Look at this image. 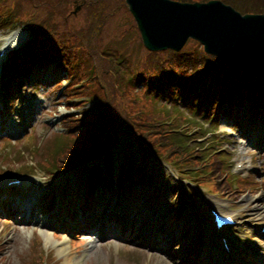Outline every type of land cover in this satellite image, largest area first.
I'll use <instances>...</instances> for the list:
<instances>
[{
    "label": "rangeland",
    "instance_id": "1",
    "mask_svg": "<svg viewBox=\"0 0 264 264\" xmlns=\"http://www.w3.org/2000/svg\"><path fill=\"white\" fill-rule=\"evenodd\" d=\"M107 9L110 10L113 6H119L120 9H118L116 12L110 13L109 15L113 17H122L124 20L123 24H120L118 27L112 23V17L109 18L108 16L106 23V28L103 25L102 33L104 32L105 35L110 34H116L119 33L120 27L124 24L130 26L132 29L135 30L134 36H138V31L135 28L134 21L130 14L127 12L125 5L123 3V0H107ZM73 17L75 18V21L78 25H81L84 32L88 33L92 39H94V33H92V30H95V28L89 23H91L89 18V12L83 8L79 10L78 13L74 14ZM98 36V35H97ZM138 41V40H137ZM58 76V74H57ZM61 77H59L58 80H60ZM65 82V81H63ZM177 108L181 109L182 112L186 115V120L183 122V124H186L188 120L190 122H193V120H197L198 123L196 124V129H199V126H202L203 129H205L204 138L199 140L196 139V143L203 144L206 142V140L210 137H212V134H207V131H212L215 129V126L211 125L209 123L208 117L204 118H197V113L195 110H190L187 108L182 107V104L180 102V99H177ZM49 118L45 115L43 116V121L48 120ZM46 123V122H45ZM49 123H46V125ZM189 129V128H188ZM219 130H221V127H218ZM186 131V130H184ZM263 131V132H262ZM256 132V134H254ZM195 134V133H192ZM59 136V135H58ZM249 140V147L253 152H259L261 153V157L255 158L256 163L258 164V168L256 170H251L252 175H255V183L253 184V187L255 188V193H247V195H244V193L239 197V199H243L244 197L247 199L250 195L252 196L251 199L247 200V203H245L244 199L243 201H239V203H242V208L238 212L239 215L242 218L243 223H245L247 226L239 225V232H245L248 237L253 238V235L250 231V225H252L251 217L253 214L251 213V208L255 206H264V191L262 189H259L258 180L260 177H264V128L262 125H259L257 127V131L251 132L250 126L246 128V133L244 135ZM229 140H225L220 142V145L223 147L228 148H234L236 145V138H232L230 136ZM6 142L1 141L0 142V152H4ZM45 143L41 146V150L43 149V146ZM13 156L11 157L10 161H6L5 164H8L9 167L12 170H20L22 165L29 161L31 159L30 155L27 156L26 160L24 159V162H19L18 158H20V150H29V147L26 145V143H16L13 145ZM245 153V151H244ZM236 158H246L244 154L238 153L235 155ZM245 156V157H244ZM224 163L223 165L229 166L230 164V158H223ZM246 160V159H245ZM15 162V163H14ZM231 167V166H230ZM223 173V180L222 182L224 184H234L238 185L239 188L242 187L243 183L245 181H240L237 178V175L228 173ZM207 174L206 169H201L198 171H192V172H184L181 174V181L186 182L188 184L193 185L195 182H197L198 179H201L203 181H207L208 179L204 177ZM262 181V179H261ZM213 183V180L210 181V184ZM184 184V183H183ZM247 185V184H246ZM186 187V185L184 184ZM204 192V190L202 191ZM34 202L35 206L32 207V211L34 212L36 205H39L42 196H29ZM22 199V198H21ZM169 202V196H164L161 198V206L160 211H163L166 209L167 204ZM138 207L136 208L137 213L135 216L141 217L142 221L148 220V223L151 224L153 227L156 226V217L157 215H154L153 217L150 215V212L146 210L145 205L142 204L140 201H138ZM177 206L179 204H176ZM205 203L203 204L202 208V215L204 216L203 220V226L206 228V234L211 236V233L209 232L208 223L210 220V214L208 209L205 211ZM62 211H57L56 208H54L50 213L52 215L51 219L47 218L49 213L48 211L42 212L40 211V207L37 208L35 215V218H43L45 221L52 224V228L49 229V232L53 233L51 235V238H57L58 241L63 236L62 232V226L66 225L67 222L75 223V220H64L66 219L65 214L67 212H71L70 209L67 208L65 203H62ZM238 208V207H236ZM77 207H74L75 211ZM178 210V208H175ZM140 210V211H139ZM88 212H91V210H88ZM83 213H86V211H79L78 215H83ZM142 213V214H141ZM97 214V213H96ZM150 215V216H149ZM107 216V215H106ZM64 218V219H63ZM106 220V217L103 218ZM128 221H130V218H128ZM56 224V225H55ZM43 222L37 223V224H28L24 225L21 223H13L10 219H6L3 217H0V231L7 232L8 235L12 236V238L8 239L7 245L9 246V250L6 252L9 256V260L7 264H26L28 262L29 264H38L37 260H32L33 257H35L34 252L37 251L38 248L34 247L33 241L34 237L36 235L35 232L42 230L44 228ZM74 225H72L73 227ZM192 222L190 219L185 218V222L181 224L178 228L182 230L186 227H191ZM177 228V229H178ZM244 228V229H243ZM137 230L134 231V233L127 232L124 230L121 233H118L114 235H108L104 241H100L98 243L91 244L88 242V240H85L86 236L84 232L79 233L77 232H70L67 233V244H69L70 249L77 254V256L74 258V262L77 261L79 264H177V257L173 253V251L177 250V244L180 242H177V235H173L170 237H167V241L159 240L158 237H155V244L153 247L147 246V243H143L140 241L142 236L136 237ZM179 237H182L179 234ZM42 242H45V239L43 236H41ZM89 236H87V239ZM175 239V240H174ZM53 240V239H52ZM51 240V241H52ZM264 241V238L261 239ZM50 253L55 255L56 257H59L56 249V243L55 242H48ZM180 246H184V244H180ZM250 257V256H249ZM252 258V257H250ZM39 259V258H38ZM60 262L58 263H52V264H65L64 261L59 257ZM254 259V258H252ZM258 259V256H257ZM255 260V259H254ZM259 263V259L257 261V264ZM6 264V263H5ZM51 264V263H49Z\"/></svg>",
    "mask_w": 264,
    "mask_h": 264
},
{
    "label": "water",
    "instance_id": "2",
    "mask_svg": "<svg viewBox=\"0 0 264 264\" xmlns=\"http://www.w3.org/2000/svg\"><path fill=\"white\" fill-rule=\"evenodd\" d=\"M156 1L161 9L153 0H126L144 35L147 29L161 31V23L167 24L177 32V50L191 35L203 41L207 51L224 53L240 66L257 67L264 74V14L240 15L215 1L192 6L177 2L176 7L169 0ZM156 37L165 41L161 33Z\"/></svg>",
    "mask_w": 264,
    "mask_h": 264
},
{
    "label": "trees",
    "instance_id": "3",
    "mask_svg": "<svg viewBox=\"0 0 264 264\" xmlns=\"http://www.w3.org/2000/svg\"><path fill=\"white\" fill-rule=\"evenodd\" d=\"M192 1V0H188ZM226 3L231 4L236 9L241 12H254V13H264V0H222ZM171 59L177 58V62L184 64V59L188 56L187 49H181L178 52L171 51L169 54ZM201 60L199 64H194L190 66L187 64L179 73V77L183 80L181 81L177 77V90H183L186 94L191 95L197 92L196 84L200 79V83L203 84L206 82V78L214 77L216 83L227 84L228 82H234L235 87L233 86L232 92H237L238 95H244V89H249V87H255L260 96L263 95V87H261L262 78L254 77L248 75L243 70L237 68L233 65H227L222 63L216 57H208L201 55ZM199 59V58H198ZM171 66L160 68L159 71L162 74L163 72L169 73ZM186 69H188L186 71ZM224 71V72H223ZM197 76V77H196ZM200 76V77H199ZM203 78V79H202ZM158 79V76L148 77L147 82L155 84ZM189 89V90H188ZM191 89V90H190ZM234 90V91H233ZM254 108V107H253Z\"/></svg>",
    "mask_w": 264,
    "mask_h": 264
},
{
    "label": "bare ground",
    "instance_id": "4",
    "mask_svg": "<svg viewBox=\"0 0 264 264\" xmlns=\"http://www.w3.org/2000/svg\"><path fill=\"white\" fill-rule=\"evenodd\" d=\"M250 199V198H248ZM253 212L255 213V216L253 217L254 220H264V206L261 207H254L252 208ZM41 219H38L36 222H41ZM47 228H45L43 235L45 237V241L46 243L51 242V232H48V230L51 227L50 223H46ZM66 231V229H65ZM50 233V234H49ZM66 234L63 235L64 239L62 241H58L53 239L52 242L56 243V249H57V253L59 255H61L62 257H64V263L65 264H79V262L75 261L74 262V258L77 256V254H75L72 250H70L69 245L66 243V239H67V232H65ZM256 244L255 248L258 249V253L257 256L261 259L259 264H264V241H258L256 240L254 242ZM177 251L175 250L173 251L174 254L177 255ZM263 259V260H262ZM178 264H180L178 262Z\"/></svg>",
    "mask_w": 264,
    "mask_h": 264
}]
</instances>
